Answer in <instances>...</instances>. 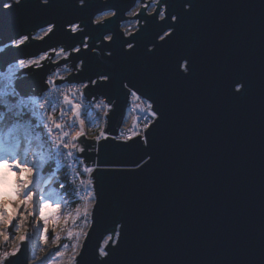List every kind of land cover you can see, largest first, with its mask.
Returning a JSON list of instances; mask_svg holds the SVG:
<instances>
[{
  "label": "water",
  "instance_id": "obj_1",
  "mask_svg": "<svg viewBox=\"0 0 264 264\" xmlns=\"http://www.w3.org/2000/svg\"><path fill=\"white\" fill-rule=\"evenodd\" d=\"M159 1L156 12L136 16L138 30L126 34L127 15L145 0H21L13 10L0 7L1 74L21 60L52 58L11 77L22 101L41 98L49 75L70 64L74 73L55 87L77 73L80 81L111 77L84 90L88 102L112 105L110 137L118 136L129 108L122 82L150 97L161 113L159 127L153 123L147 131L148 144L141 137L99 144L81 137L85 152L77 148V156L100 167L76 264H264V0ZM171 15L177 21L170 22ZM50 24L52 33L36 36ZM72 24L80 25L75 33ZM169 28L171 35L160 40ZM25 34L29 41L16 46ZM76 46L81 53L70 51ZM58 49L69 58L55 64ZM91 146L97 150L88 151ZM117 224L120 242L109 258L100 257ZM30 257L25 240L4 264H30Z\"/></svg>",
  "mask_w": 264,
  "mask_h": 264
},
{
  "label": "snow or ice",
  "instance_id": "obj_2",
  "mask_svg": "<svg viewBox=\"0 0 264 264\" xmlns=\"http://www.w3.org/2000/svg\"><path fill=\"white\" fill-rule=\"evenodd\" d=\"M51 0H42V3L44 5L50 4ZM80 4L83 5L85 0H79ZM21 5V0H2L0 2V7L4 10H13L15 6ZM144 12H135L132 13V15L137 17H147L148 12L151 10V6L148 4H144ZM113 16L116 15V12L113 11L111 13ZM157 19L158 20H165V12L164 8L162 7L159 12L157 13ZM170 22L177 21L176 15L170 16ZM101 21L97 20L96 23H100ZM130 23H140V20L137 19L135 21H131ZM144 23H147V20L144 19ZM55 25H48L47 27V33H52ZM71 31L75 33L80 25L79 24H72L69 25ZM172 29L169 28L168 31L164 32L160 35L159 39L164 40L166 36L171 35ZM46 33V34H47ZM30 37L29 35L25 34L23 35L19 41L18 45L23 46L26 41H29ZM106 40L111 41L112 36L108 35L105 37ZM84 50H88L89 45L87 43V39L83 42L82 45ZM134 47V41H129L127 43L128 49H133ZM73 53H81V46H76L73 49L70 50ZM95 51V49H93ZM109 55H111V51H109ZM21 65L24 64V61H20ZM84 61L81 59L78 62V65H82ZM185 68L188 67L187 62L183 65ZM79 73L76 74L72 79L68 80L66 82L67 85H72L74 82L79 83L81 87L87 89L89 86L95 88L97 87L98 81L102 84H107L110 82L111 77L109 75H100L96 78H89L86 81H80L78 79ZM46 84L48 85H54V81L51 79H48L46 81ZM123 87L127 89V95L134 98L135 101L142 102L144 107L139 113V118L141 122L143 123V130L145 131V135L141 138L143 143L148 144L149 143V137L151 136V133L147 132V129L150 128L153 123H155V127H159V119L161 118V113L159 110L154 107L155 101H153L150 97H147L143 94H138V91L134 88V86H130L129 83L122 82ZM236 92L241 91V86L237 85L235 88ZM73 96L75 93L72 94ZM88 93H81V97L88 96ZM63 103L67 105V108L63 107L59 99H45L43 103H39V108L45 109L44 113V121H43V136L44 141L49 146V151L51 152L52 145H55V151L60 152L62 149H70V148H78V151L80 153L85 152V147L80 146L85 144L86 140V134L83 131H77L74 136H71V143L68 140H65V137H69L70 133L66 130L68 128H74L77 127L76 120L74 119L70 124L69 123H60L57 122V118L53 116H47V110L52 109L53 112L59 111L60 112V120L64 119L65 111L75 113L77 115V118L79 117L80 111L83 107L82 100L73 101L69 95L64 94L62 97ZM3 106L0 105V108ZM99 107V104L97 105ZM112 108V105H109V109ZM108 113L105 112V116H107ZM4 118L3 111H0V119ZM83 120H80L79 126L83 127ZM37 127H41V125H37ZM155 129H153L154 131ZM104 138L107 140L109 134L102 133ZM136 135H140L139 132L136 133ZM81 137H85V140H81ZM112 139L117 140L119 142L120 138L117 136H113ZM127 139H132V137H128ZM126 142V141H125ZM30 143V142H29ZM97 143H99V138H97ZM21 147L23 148V144H21ZM88 151H95L97 150L96 146L88 147ZM7 152V155L4 153ZM68 156H72V151L67 152ZM150 158V157H149ZM83 163V157H77ZM100 165L97 164V168H99ZM105 167H111L114 169L124 167L122 165H110ZM135 167H139V165H135ZM39 168L38 161L33 158L29 159L28 151H16L15 154H12V151H9L7 149H4L0 147V240L7 241L8 235H7V229L10 227H13V221L16 219V217L12 214V212H9L7 210L8 204L7 201L3 198L4 193L7 191V181H8V174L11 173L12 176L16 177V180L18 182V186L16 187L15 195L18 197V200L16 202V207L13 211H15L17 214L19 213L20 207L23 206L24 208L31 207L33 209V212L35 215L39 217L40 220L44 221V227L43 231L45 234L48 232L47 228V220L45 219V210L49 207H52L50 203H48L46 200H44L43 197H39L37 199H34L37 197V193L34 190V177L36 175V171ZM84 173H90L93 171L92 168H88L86 165L84 167ZM42 174V172H41ZM91 183V181H90ZM64 185L61 183L60 187H63ZM90 191H94V189H89ZM96 212L99 211L97 208L95 210ZM24 220L20 219V227L23 228ZM122 225L117 224L115 226V239H113L112 235H109L107 240L104 241L103 246H100L98 249L99 256L104 258H109L111 251L116 247V245L120 242V237L122 235L120 228ZM14 239L16 241L15 246L12 248L10 252L3 253V256L0 257V264H3L4 260L9 259L10 257H16L21 252V244L25 241L26 236L23 230L19 231L18 234L14 235ZM109 242L110 246H109ZM11 264H15V261H12ZM104 264H109V259H105Z\"/></svg>",
  "mask_w": 264,
  "mask_h": 264
},
{
  "label": "rangeland",
  "instance_id": "obj_3",
  "mask_svg": "<svg viewBox=\"0 0 264 264\" xmlns=\"http://www.w3.org/2000/svg\"><path fill=\"white\" fill-rule=\"evenodd\" d=\"M105 18L107 17H102L99 21ZM124 27L125 34L138 30L136 23H127ZM46 33L47 31H44L38 37H45L48 34ZM45 55L49 56V54ZM61 61L63 60H56L55 64ZM37 62L39 63L40 60H37ZM28 63L29 65L27 66L36 67L31 64L32 62L29 61ZM19 65L20 62L8 68L6 73H0V77H2L4 83L7 82L6 78L13 81L10 77L16 74ZM0 104L5 105L7 112H9L8 117L4 115V118L0 119V147L12 151L13 155L16 151L27 150L29 159L35 158L38 161L39 168L34 177V190L37 193V197L34 199L43 197L44 200L52 205V207L45 210V219L47 220L48 228V232L45 234L43 231L44 221L40 220L34 214L31 207L24 208L21 206L18 214L13 211L18 200V197L15 195L18 182L16 177L9 173L7 191L4 193L3 198L7 201V210L12 212L16 219L13 221V227L7 229L8 240H0V257L3 256V253L12 250L16 244L14 235L23 230L26 236L25 240L30 244V264H76V259L91 226V214H93L92 209L95 204L90 199L86 203H81L73 207L72 205H68V201L54 190L51 182H48L47 177L43 174L48 163H53L52 154L49 151L48 144L44 141V137L41 140L40 136L29 123L21 121L18 109L15 106L16 104L6 103L3 99H0ZM11 111H13V115L10 114ZM82 129H86V124L83 123ZM21 144H23V148ZM4 154L7 155V152ZM21 218L24 220L22 229L20 227ZM31 224L32 226L30 228ZM50 239L52 240L51 244ZM62 239H65L66 242H62ZM5 261H3V264Z\"/></svg>",
  "mask_w": 264,
  "mask_h": 264
},
{
  "label": "built area",
  "instance_id": "obj_4",
  "mask_svg": "<svg viewBox=\"0 0 264 264\" xmlns=\"http://www.w3.org/2000/svg\"><path fill=\"white\" fill-rule=\"evenodd\" d=\"M44 31L39 32L36 36L38 37ZM68 55L64 52V50L59 49L55 51V58L52 61L53 63H55L56 60H64V58L66 60L68 58ZM49 58L50 56L45 55L40 59H37L40 60L39 63L37 62V60H32L30 62H32L31 64L35 65L36 67H41L43 65V62H45ZM28 62H24L23 65H21L20 63L16 73L22 71V69L24 70L25 67L26 68L30 67L27 66L29 65ZM79 67H81V65H79ZM73 73L74 70L70 67V64H68L65 65V67L62 66L61 68L54 70V72L51 75H49L48 79H51L54 82L58 80H65V79L67 80L69 79L70 75H72ZM6 79L7 82L4 83V80L2 79V77H0V99H3V101L5 100L6 102L11 100L14 102L13 104H16L20 112L28 113L29 120L33 123L32 127L34 131L37 132V134L40 136L41 140L42 137H44L42 125L45 118L44 116L45 109L39 108V103H43L46 98L49 100L59 99L62 106L67 108V105L64 104L62 100L64 94L69 95V97L73 101L82 100L83 103V107L80 111L78 118L75 113L65 111L64 119L60 120L59 111L53 112L52 109L47 110L46 115L47 116L54 115L57 118V122L70 124L74 119L76 120L77 127L66 129L70 133V135L69 137H65L64 139L68 140L71 143L72 142L71 136H74L77 131H83L86 134L87 138L94 139L96 143H97V138H99V143L103 140H106L102 135V133L106 134L105 132L108 126V119H109L108 117L110 115V112L113 110V107L109 109V104L104 99H100L99 101L96 102L94 100L88 102L87 101L88 99L86 97H81V93L82 92L84 93L85 88L78 85H67L66 82H64L63 85L57 87H55V85L47 84L48 90L41 98L35 101L27 100L24 102L19 98L18 94L14 92L15 90L12 87L13 81L8 78ZM73 93H75L74 96L72 95ZM98 104L99 107H97ZM143 107L144 105L142 102L135 101L134 98L130 97L127 115L117 136L120 138L121 141L130 142L138 137L142 138L145 135V131L143 130V123L139 118V113L143 109ZM105 112L108 113L107 116H105ZM80 120H83L84 124H86L85 130H83L79 126ZM37 125H41V127H37ZM149 129L150 128H148L147 131ZM137 132H139L140 135H136ZM128 137H132V139L129 140L127 139ZM110 138L112 137L109 136V139ZM52 149L53 150L50 153L52 154L53 162L56 164V165L54 164L56 166L54 172H56V169L58 167H63L65 169L66 177L68 179L69 184H71L73 189L76 191L78 201L80 203H86L88 200L91 199L93 201V204H95L94 202H96V196H95L93 176L97 170V166L94 165V167H92L93 165L85 164L84 163L85 160H83V163H81V161L77 159L78 157L77 148L62 149L60 152H56L55 145L53 144ZM68 151H72L73 155L68 156L67 155ZM85 165L88 168H92L93 171L90 173H84L83 170ZM89 189H94V191H90Z\"/></svg>",
  "mask_w": 264,
  "mask_h": 264
},
{
  "label": "trees",
  "instance_id": "obj_5",
  "mask_svg": "<svg viewBox=\"0 0 264 264\" xmlns=\"http://www.w3.org/2000/svg\"><path fill=\"white\" fill-rule=\"evenodd\" d=\"M8 103H14V102L10 100ZM16 108L18 109L17 106H16ZM0 111H3L5 116H7V117L9 116V112H7V108L5 105L2 108H0ZM6 112H7V114H6ZM18 112H19V116H20L21 121L24 123H29L32 126L33 123L29 120L28 113L20 112L19 109H18ZM10 114L13 115V111H11ZM54 164H55L54 162L50 163V164L48 163L47 167H45V169L43 171L44 176L47 177V181L51 182L54 190L57 193H59V195L61 194V196L68 201V205H70V206L72 205V207H73L75 205L81 204L78 201L76 191L73 189L71 184H69V182H68V179H67L66 173H65V169L63 167H58L56 169V172H54V169L56 168V166H55L56 164L55 165ZM61 183L64 185L63 187H60ZM68 208H70V207L68 206ZM31 226H32V224L30 225V228H31ZM11 228L12 227H10V229ZM64 233H65V231H64ZM51 241L52 240L50 239V244H51ZM61 241L66 242L65 239H62Z\"/></svg>",
  "mask_w": 264,
  "mask_h": 264
},
{
  "label": "flooded vegetation",
  "instance_id": "obj_6",
  "mask_svg": "<svg viewBox=\"0 0 264 264\" xmlns=\"http://www.w3.org/2000/svg\"><path fill=\"white\" fill-rule=\"evenodd\" d=\"M159 3H160L159 0H145V2H138L136 7L127 15L128 21L126 23H124L122 26H124L127 23H130L131 21H135L136 16L132 15V13L140 12L141 9L144 8L143 7L144 4H148L151 6V10L148 12V15H147V16H151L156 12ZM163 8H164V12H166V8L164 6H163ZM102 17L108 18V17H110V15H105ZM102 17L98 18L97 20L101 19ZM136 24H137V27L139 28L140 23H136Z\"/></svg>",
  "mask_w": 264,
  "mask_h": 264
},
{
  "label": "bare ground",
  "instance_id": "obj_7",
  "mask_svg": "<svg viewBox=\"0 0 264 264\" xmlns=\"http://www.w3.org/2000/svg\"><path fill=\"white\" fill-rule=\"evenodd\" d=\"M47 30V29H46ZM50 56V55H49ZM49 59H52L51 57Z\"/></svg>",
  "mask_w": 264,
  "mask_h": 264
}]
</instances>
